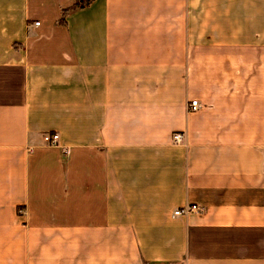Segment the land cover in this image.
<instances>
[{
  "label": "crops",
  "instance_id": "0c3cea01",
  "mask_svg": "<svg viewBox=\"0 0 264 264\" xmlns=\"http://www.w3.org/2000/svg\"><path fill=\"white\" fill-rule=\"evenodd\" d=\"M73 3L0 0V264H264V0Z\"/></svg>",
  "mask_w": 264,
  "mask_h": 264
},
{
  "label": "built area",
  "instance_id": "2783aa9c",
  "mask_svg": "<svg viewBox=\"0 0 264 264\" xmlns=\"http://www.w3.org/2000/svg\"><path fill=\"white\" fill-rule=\"evenodd\" d=\"M39 23H35V26H38ZM201 108V105L198 101L193 100L188 105V113H195L198 112ZM184 137L182 133H175L172 137V141L174 144L182 143ZM43 141L46 146L48 147H57L58 146V135L57 134H44ZM200 208L196 205H188L184 206L180 209H177L173 212L174 216H187L191 213L199 212Z\"/></svg>",
  "mask_w": 264,
  "mask_h": 264
},
{
  "label": "trees",
  "instance_id": "16d2710c",
  "mask_svg": "<svg viewBox=\"0 0 264 264\" xmlns=\"http://www.w3.org/2000/svg\"><path fill=\"white\" fill-rule=\"evenodd\" d=\"M94 0H74V3L72 4L71 7H69L68 9H65L62 14H63V18L68 14L69 11L74 10V9H78V8H84L89 6L90 4H92Z\"/></svg>",
  "mask_w": 264,
  "mask_h": 264
}]
</instances>
